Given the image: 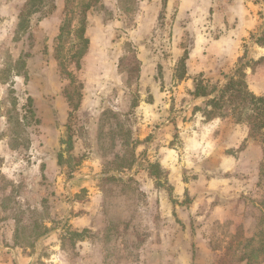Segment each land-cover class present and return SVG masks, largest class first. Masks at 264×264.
Instances as JSON below:
<instances>
[{
  "label": "rangeland",
  "instance_id": "1",
  "mask_svg": "<svg viewBox=\"0 0 264 264\" xmlns=\"http://www.w3.org/2000/svg\"><path fill=\"white\" fill-rule=\"evenodd\" d=\"M64 6L0 0V264H264L261 131L191 95L264 97V0Z\"/></svg>",
  "mask_w": 264,
  "mask_h": 264
},
{
  "label": "trees",
  "instance_id": "2",
  "mask_svg": "<svg viewBox=\"0 0 264 264\" xmlns=\"http://www.w3.org/2000/svg\"><path fill=\"white\" fill-rule=\"evenodd\" d=\"M71 1L72 0H64L65 6L62 11L64 18L58 28L56 36L57 41H62L63 36L69 33L68 29L70 27L71 18L66 19V17L71 14ZM33 10L34 8H32V5L26 7L24 18L27 15L32 14ZM24 18L18 23V28L24 25ZM77 32L78 34H76V36L81 39L84 46H87L88 40L84 38V22L81 24ZM57 59L59 58L56 57V60ZM184 61L185 58L180 61L183 63V67ZM182 75L180 77H182ZM191 95L195 98H208L212 96V98H208L205 101V106L211 108L210 111L205 113L207 118L223 119L227 117L228 113H230L234 118V123L236 125H244L243 127L248 130L247 138H256V135L261 131L260 138L264 139V97L256 96L249 91L245 81V74L242 70H236L234 75H232L229 80L217 90L216 88H209L207 84H204L203 81L201 82L197 79L195 80L194 90L191 92ZM216 110L218 112H215ZM257 250L260 249L257 248L254 252L256 253ZM246 259V264H255L253 260L258 259V257L253 254V256H248ZM262 259H264V252Z\"/></svg>",
  "mask_w": 264,
  "mask_h": 264
}]
</instances>
